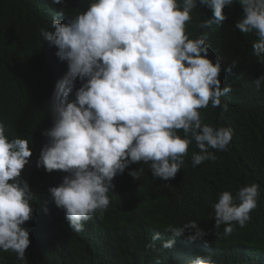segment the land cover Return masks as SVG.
Instances as JSON below:
<instances>
[{
  "label": "clouds",
  "instance_id": "clouds-1",
  "mask_svg": "<svg viewBox=\"0 0 264 264\" xmlns=\"http://www.w3.org/2000/svg\"><path fill=\"white\" fill-rule=\"evenodd\" d=\"M36 1L52 28L41 30L57 59L50 86L30 102L18 87H7L9 80L21 81L17 72L0 74L1 98L20 104L14 116L0 107V250L14 251L21 261L32 247L50 254L48 239L59 220L79 232L106 210L113 178L128 165L149 164L153 178L167 181L184 166L193 141L199 149L191 155L195 167L214 161L213 150L226 151L232 140L230 127L204 123L199 110L220 106L231 92L219 76L231 73L236 61L224 66L220 56L210 58L209 33L190 39L185 27L197 4L212 10L200 29L222 25V9L236 0ZM238 2L243 15L234 28L256 35L252 54L264 63V0ZM253 85L264 86V75ZM33 117L38 120L28 133L11 137ZM31 167L43 172L40 192L21 176ZM140 172L129 174L139 179ZM258 189L252 183L219 193L214 229L223 224L229 235L235 225L243 227L257 207ZM186 230L189 241L205 235L195 221L168 225L164 231L172 236L160 240L154 232L148 246L155 249L157 241L161 251H170ZM254 242L258 248L246 254L245 264H264V236ZM188 264L216 261L198 254Z\"/></svg>",
  "mask_w": 264,
  "mask_h": 264
},
{
  "label": "trees",
  "instance_id": "trees-1",
  "mask_svg": "<svg viewBox=\"0 0 264 264\" xmlns=\"http://www.w3.org/2000/svg\"><path fill=\"white\" fill-rule=\"evenodd\" d=\"M39 5L36 0H0V74L17 72L21 81L9 80L7 87H18L30 102L44 97L57 61L54 46L41 35L42 29L52 28ZM222 11L227 16L222 25L200 29L198 24L212 17V10L197 4L185 31L190 39L207 31L209 57L220 56L224 66L236 61L231 73L222 71L219 76L221 86H230L231 92L221 97L220 106L212 107L209 103L199 110L204 123L232 129L228 149L213 150L214 161L193 167L191 155L199 151L193 141L184 157V166L174 179L167 181L153 178L149 164L128 165L113 178L114 194H108V208L98 210L84 222L81 231H74L59 220L48 239L49 255L32 247L29 256L25 254L26 259L21 261L14 251L0 250V264H188L198 254L211 255L216 264L247 262L246 254L258 248L254 240L259 234L264 236V86L257 90L253 85L254 78L264 75V63L252 54L256 35L234 28L243 15L238 0ZM5 105L0 80V107ZM19 106L7 104L5 114L14 116ZM37 120L29 119L11 137L25 135ZM141 168L139 179L129 174L130 170ZM42 174L33 167L21 172L36 192L42 190ZM56 178L62 182L63 177ZM252 183L259 185V196L257 207L250 212L251 219L243 227L235 225L229 235H224L223 224L215 230L212 209L219 193H235L239 187ZM189 221L197 222L205 235L189 241L186 230L184 235L174 237L175 246L170 251H161L157 241L155 249L148 246L153 243L154 232L159 231V239L164 240L172 236L164 231L168 225L180 226ZM86 224L90 225L87 229ZM31 234L30 231L29 239Z\"/></svg>",
  "mask_w": 264,
  "mask_h": 264
},
{
  "label": "bare ground",
  "instance_id": "bare-ground-1",
  "mask_svg": "<svg viewBox=\"0 0 264 264\" xmlns=\"http://www.w3.org/2000/svg\"><path fill=\"white\" fill-rule=\"evenodd\" d=\"M64 22H66V21H64ZM252 255H253V258L256 256L255 253H252ZM258 257H260V256H258Z\"/></svg>",
  "mask_w": 264,
  "mask_h": 264
}]
</instances>
